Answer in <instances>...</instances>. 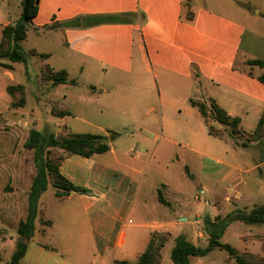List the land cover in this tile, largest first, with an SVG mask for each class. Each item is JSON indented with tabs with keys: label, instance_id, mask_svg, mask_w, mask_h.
<instances>
[{
	"label": "crops",
	"instance_id": "obj_1",
	"mask_svg": "<svg viewBox=\"0 0 264 264\" xmlns=\"http://www.w3.org/2000/svg\"><path fill=\"white\" fill-rule=\"evenodd\" d=\"M20 3L21 0H0V41L3 28L20 16ZM104 14L116 16V20L96 22V16ZM258 24L264 28V11L251 6L250 0H37L36 13L23 40L29 31L36 36L58 34V43L63 49L61 61L65 65L53 66L49 62L52 53L39 51L34 45L27 53L46 54L47 57L41 59L42 66L47 64L55 71L64 70L67 76L65 82L53 84L47 81L48 89L42 91L77 86V79L68 73L69 65L80 74L89 71L95 76L88 94L64 91L59 95L63 100L72 96L75 102L87 105L93 102L97 107L85 113L80 109L71 111L70 105L65 103L62 107L52 104V114L55 105L62 111L60 116L54 114L59 122L53 133L63 136L92 133L108 137L109 131H125L106 139L109 148L105 152L89 157L65 154L58 164L60 174L83 189L70 191L67 195H52L57 199H77L82 225L74 240L81 249L89 248L94 262L87 264H116L115 260L134 262L146 248L152 232L168 237L161 248L160 264L162 250L169 244L171 252L177 235H184L196 246L207 245L208 233L204 218L200 216L202 204L196 206L195 222L190 230L184 227L186 208L171 213L168 197L158 189L156 199L159 191L168 205L150 206L147 203L146 166L156 150L161 156H173L177 162L185 163L188 175L191 174L189 168L208 172L212 170L211 164H219L216 168L226 164L233 172H245L242 165L246 162H242L244 153L241 149L256 145L259 158L250 168L264 166V153L258 141L243 147L228 133L222 136L208 133L204 117L190 102V99L206 104L214 101L228 115L240 119L239 127L244 132L243 116L253 115L258 122L264 110V83L257 77L263 70L247 63L249 59L260 58L243 44L245 32L250 30L254 34ZM31 50L37 54H31ZM0 62L11 64V68L0 66L1 116V109L14 113L23 107L10 106L12 97L7 86L23 84L26 97L28 85L14 74L19 62L5 59ZM19 68L25 74L24 67ZM36 77L41 88L44 83L39 74ZM128 82L138 85L127 88ZM155 89L156 93L153 92ZM209 123L225 130L222 123L214 120ZM173 147L180 150L172 154ZM226 156L230 160H226ZM260 188L264 194L263 182ZM258 190L243 188V192L234 191L233 197L225 195L224 200L236 204L242 203L244 198L243 202L247 203L257 196ZM40 197L35 230L27 242L21 264H41L36 259H27L30 242L35 234L46 235L55 226L53 218L43 215L50 224L37 228L36 223L45 209ZM261 204H254L248 210L249 204L245 205L242 211L249 212ZM152 207L160 210L152 214ZM210 210L207 217L214 220L241 209H225L224 213L214 208ZM239 223L264 225L234 220L225 228L220 241L241 253L264 258L261 240L264 230L236 232L238 244L229 241L230 230ZM5 227L0 221V264H7L18 239L17 226ZM33 246L36 252H55L57 263H67L55 243L34 241ZM216 249L219 248L202 256H191L190 264H239L227 252L220 254ZM77 260V264H83L80 256Z\"/></svg>",
	"mask_w": 264,
	"mask_h": 264
},
{
	"label": "rangeland",
	"instance_id": "obj_2",
	"mask_svg": "<svg viewBox=\"0 0 264 264\" xmlns=\"http://www.w3.org/2000/svg\"><path fill=\"white\" fill-rule=\"evenodd\" d=\"M16 2L17 0H13ZM251 6L259 8L264 11V0H250ZM5 4V3H4ZM255 33H251L247 30L243 36V44L249 47L260 59H264V28L259 24L255 26ZM58 34L44 33L40 36L34 35L31 31L28 32L27 38L20 42L22 49L27 53L28 49L33 45L39 51H50L52 58L49 61L55 67H61L65 65L61 61L62 46L58 43ZM40 56L28 55L27 63H16L14 74L18 77L22 83L28 85L25 103L23 107L16 109L14 113L2 111L0 116V221L6 225V229L16 228L18 222L23 220L27 214V195L31 180L36 172L33 151L24 147V143L28 137L29 130L35 128L40 131H57L58 118L52 114L51 105L56 104L62 107L61 104L70 105L71 111L82 110L85 113L92 112L96 108L95 103L80 104L70 98L63 100L59 95L64 91H70L72 94L83 95L88 94L91 91L90 85H93L92 81L95 79L94 74L89 71H85L80 74L76 68H71L69 65V75L76 78L78 85L72 88H66L63 86L54 87L48 92H43V89H48L44 81L41 88L37 81V74H46L42 66ZM4 60L0 58V61ZM6 61V59H5ZM4 63V62H2ZM1 66V65H0ZM19 66H23L26 70L25 74L22 72ZM48 71V70H47ZM7 78V77H6ZM48 83V82H47ZM137 82H128L127 88H135ZM157 92V89L155 91ZM154 94V93H153ZM19 99V93L15 94L14 100ZM54 106L56 113H59L60 109ZM93 115V114H92ZM21 120L20 122L18 120ZM257 122V118L253 115L243 116L242 127L246 132L241 133L237 139L245 140L249 138L250 132ZM68 128V127H67ZM222 135L229 134V128L219 129ZM225 131V132H224ZM124 130L115 132L124 133ZM114 131H109L108 138ZM264 138V137H263ZM258 144V143H256ZM262 146V143L259 142ZM262 149V147H261ZM177 147H173L174 151H179ZM53 155L60 154L55 148ZM258 145L251 149H241L244 153L242 162H246L243 168H246L245 172H233L226 164H222L221 168H216L219 164H211L212 170L208 172H202L201 170L189 168L190 175L185 171V163L177 162L173 156H161L156 150L150 157L146 166V181L144 189L147 191L146 201L150 206H160L161 203L157 201L155 194L156 189L161 191L168 197L170 202L169 211L174 214L175 211H180L186 208L187 221L184 227L186 229H192L195 222V213L197 211V204H202L203 210L200 212L202 218L207 217L208 213H211L212 208L218 210L220 213H224L225 209H241L245 210V205L249 204L247 210L254 204L264 203V194L261 193L260 186L264 183V166L252 169L254 163L258 160ZM226 160H230L229 157H225ZM162 182V183H161ZM205 187V190H204ZM256 188L259 189L257 196L249 202H243L236 204L232 202H226L224 200L225 195L232 196L234 191L243 192V188ZM56 188L49 183V187L40 197V200L45 204L43 214L41 212L40 221L36 223L37 228H44L42 220L47 218H53L55 220V226L46 235L35 234L33 241L30 242V251L27 255V259H36L41 264H61L57 263L58 256L55 252L50 250H43L36 252L33 248L34 241H43L46 243H55L60 251L63 253V257L66 259V264H77V257L80 256V261L83 264H87L89 261L94 262L92 256L89 255V248L81 249L75 242L74 235L78 234L82 225V213L79 207V203L75 197L57 199L54 197ZM52 193L54 195H52ZM56 196V195H55ZM197 197V198H195ZM236 201V200H235ZM160 204V205H159ZM163 207V205H161ZM39 207V205H38ZM165 207V206H164ZM153 208L152 214L156 212L159 207ZM190 209V210H189ZM160 210V209H159ZM44 215V216H43ZM177 219L176 216H174ZM135 223V220L133 219ZM9 227V228H8ZM249 230L259 231L264 230L262 227H256L254 225H247L239 223L233 226L228 234L229 241L236 245L238 244V233H246ZM257 244V242H254ZM84 251V255L82 254ZM216 252L220 254H227L224 250L216 249ZM163 260L161 264H170V245L167 244L162 250Z\"/></svg>",
	"mask_w": 264,
	"mask_h": 264
},
{
	"label": "trees",
	"instance_id": "obj_3",
	"mask_svg": "<svg viewBox=\"0 0 264 264\" xmlns=\"http://www.w3.org/2000/svg\"><path fill=\"white\" fill-rule=\"evenodd\" d=\"M37 0H21L20 16L13 24L5 26L2 30V39L0 41V58L6 59L9 62L27 63L28 53H26L20 44V41L26 37V30L32 17L37 10ZM96 22H110L115 21L116 16L113 15H98L95 18ZM31 54H37L36 51L31 50ZM42 59L47 57L46 54H38ZM247 63L250 65H258L262 68V73L258 75V80L264 83V60L249 59ZM2 67L11 68L10 63L0 62ZM45 66V73L40 74L41 81H52L53 84L67 81L66 72L64 70L55 71L49 65ZM48 70V71H47ZM72 83V80H70ZM7 92L11 95V107L23 106L24 85L15 84L8 85ZM19 93V99L14 100L15 94ZM192 105L196 106L204 117L208 133L214 136H222L220 130L214 127L209 120H214L222 123L225 128H229V135L237 137L244 131L239 127L240 119L236 116H230L224 109L219 107L214 101L210 100L208 104L205 102L190 99ZM55 115L60 116L62 111ZM116 133H112L109 138H114ZM264 110L260 116L256 127L250 132L249 138L241 140V146H247L251 141H258L262 143V152L264 153ZM108 137L101 134L92 133H77L66 136L55 135L53 132L40 131L31 128L28 137L24 143V147L33 151V160L36 172L31 180L29 191L27 195V214L23 220H20L17 225L18 239L15 249L12 252L7 264H21V259L26 253L27 242L32 237L35 230V219L38 212V199L40 194L44 192L49 183L56 188L55 195L61 196L68 194L70 191L83 190L78 186L72 184L69 180L63 177L59 170V161L65 154H79L89 157L94 153H102L108 150L109 146L106 143ZM55 148L58 151L57 155H53ZM61 150V151H60ZM187 171V170H186ZM157 199L160 203L168 205V202L162 197L158 191ZM240 219L247 223H264V203L251 209L249 212L236 210L227 214L224 217L217 216L214 220L208 217L204 218V225L208 233V243L205 247L196 246L186 239L182 234L174 238V245L170 252L172 264H190L189 258L191 256H202L214 248L225 250L233 259L239 264H264V258H259L249 253H241L236 248L228 243H222L220 237L225 228L234 220ZM43 224H50L49 220H42ZM1 233V230H0ZM167 235L160 232H152L147 243L146 248L139 254L134 262L126 260H115L116 264H160L161 248L164 246ZM262 240V247L264 250V238Z\"/></svg>",
	"mask_w": 264,
	"mask_h": 264
},
{
	"label": "water",
	"instance_id": "obj_4",
	"mask_svg": "<svg viewBox=\"0 0 264 264\" xmlns=\"http://www.w3.org/2000/svg\"><path fill=\"white\" fill-rule=\"evenodd\" d=\"M37 2V1H36Z\"/></svg>",
	"mask_w": 264,
	"mask_h": 264
}]
</instances>
